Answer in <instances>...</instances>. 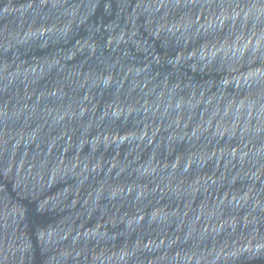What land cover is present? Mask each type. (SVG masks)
<instances>
[{"label": "water", "instance_id": "1", "mask_svg": "<svg viewBox=\"0 0 264 264\" xmlns=\"http://www.w3.org/2000/svg\"><path fill=\"white\" fill-rule=\"evenodd\" d=\"M0 264H264V0H0Z\"/></svg>", "mask_w": 264, "mask_h": 264}]
</instances>
